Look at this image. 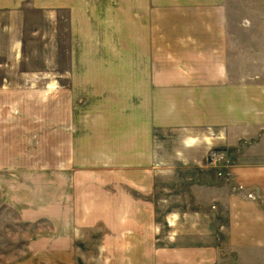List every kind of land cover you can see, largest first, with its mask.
Returning <instances> with one entry per match:
<instances>
[{
    "label": "crops",
    "instance_id": "0c3cea01",
    "mask_svg": "<svg viewBox=\"0 0 264 264\" xmlns=\"http://www.w3.org/2000/svg\"><path fill=\"white\" fill-rule=\"evenodd\" d=\"M31 11L43 17L67 12L74 37H83L82 43L88 45L89 60L121 62L119 69L98 73L88 69L87 74L119 77L118 118L104 122L95 116L73 118V126L87 127L80 139L73 137L70 143L63 137L76 136L77 127L69 129L68 121L65 127L63 119L58 122L62 140L57 154L62 160L57 195L62 204L64 197L75 195L71 189L77 188V157L84 172L95 170L97 163L103 168L115 163L123 180L92 182L91 188L97 189L92 195L102 199L97 205L103 207L91 209L94 201L85 194L88 198L80 201V213L94 216L77 219L118 221L121 227L129 220H149V215L155 219L153 206L164 196L161 190L174 189V196L179 191L184 204L199 206L201 216L204 208L212 211L214 199L215 229L190 228L189 236L214 246L221 254L218 261L224 264V254H231L232 264H264V0H0V44L7 46L9 60L22 57ZM78 73L73 70V77ZM161 110L166 114L161 115ZM161 140L181 143L175 145L173 156L163 158L166 149ZM167 151L170 154L172 149ZM176 151L184 159L177 160ZM213 151L224 152L222 164L211 163ZM66 154L70 158L65 163ZM191 156L197 160H190ZM204 161L206 166L197 169ZM172 162L186 164L184 175L178 173L173 182L163 183L156 167ZM193 171L204 179L194 178ZM132 173L151 176L147 181H130ZM15 184L10 181L8 188L14 190ZM15 195L9 191L6 203L25 205L15 202ZM97 213L104 215L96 218ZM102 232L104 252L137 256L147 251L151 264H160L154 231L123 225ZM141 236L150 242L146 248L138 245ZM169 251L183 253L180 260L192 264L186 256V252L193 255L191 247Z\"/></svg>",
    "mask_w": 264,
    "mask_h": 264
},
{
    "label": "rangeland",
    "instance_id": "374dc122",
    "mask_svg": "<svg viewBox=\"0 0 264 264\" xmlns=\"http://www.w3.org/2000/svg\"><path fill=\"white\" fill-rule=\"evenodd\" d=\"M69 20V14L65 11L49 13L46 17H43V13L31 11L25 23L27 27L23 34V54L18 61L9 60L7 46L0 44V264H151L153 260L147 251L138 253L137 256L103 251L106 231H102L110 227L116 230L123 228V225L140 232L145 229L155 232L154 244L160 250V264H189L188 259L185 262L180 260L183 253L169 251L185 247H191L194 251L193 255L186 252V256L192 259V264L194 261L195 264H222L217 260L221 254L214 250V246L210 248L211 245L189 236L190 228L196 231L215 229V217L211 214L216 206L214 199L212 211L207 209L209 207L204 208L201 216L199 206L184 204L179 191L175 197L174 189L161 190L164 196L161 195L160 198L159 195V204L153 206L155 219H151L149 215V220H129L127 223L122 222V227L118 221L105 223L97 219H77L94 216L80 213L83 205L80 201L83 203L88 198L85 194H89V198L94 201L89 205L91 209L103 207L97 205L102 199L92 195L97 192V189L91 188L92 182H115L124 177L115 163L107 168L97 163L96 169L89 170L90 172L79 170L78 157L75 171L77 188L71 189L75 195L69 196L67 200L64 197V204L58 198V167L62 160L60 157L59 162L57 154L62 127L59 120H64L65 127L68 121L69 129L77 127L76 136L65 134L63 137L64 142L70 143L73 137L80 139L79 134H83L87 127L86 124L73 126V118L95 116L104 122V118H118L121 110L119 77L87 75L88 69H95L97 73L119 69L121 62L89 60L88 45L82 43L83 37H74ZM73 70H78L79 76L73 77ZM104 82L107 83L105 87ZM110 82L111 85L108 84ZM163 114H166V110H161V115ZM179 143L181 142L178 140H161L160 144L166 149L161 157L173 156V149L175 145L178 148ZM167 148L172 149L170 154ZM69 151L71 153L70 148ZM175 156L177 160L183 158L182 152L176 151ZM66 158H70V155H65V163ZM191 159L197 160L196 156H191ZM206 164L207 161H204L203 166L200 164L196 167L200 170ZM170 167L172 171L169 172ZM183 167L186 164L172 162L163 163L156 168L160 170V181L167 183L173 182L178 173L182 177ZM207 169L205 167L206 171ZM190 175L200 181L201 178L204 179V175L201 176L196 171ZM150 176L149 173L140 176L132 173L128 175V180L147 181ZM71 178L70 172V180ZM10 181L16 183L14 190L8 188ZM111 190L114 192L118 189ZM9 191L15 192V202L23 201L25 205L14 203L10 207L6 203ZM149 199L151 200L150 197ZM145 208L151 209L150 206ZM206 212L209 214H205ZM23 215L35 216L37 219L24 220ZM103 215L97 213L96 218ZM186 233L188 234L185 236ZM149 243L147 236L138 237V245L146 248ZM25 245L32 247H24ZM224 255L227 257L224 264H232L231 254ZM110 256L112 261L109 260ZM25 257L27 260L24 262Z\"/></svg>",
    "mask_w": 264,
    "mask_h": 264
},
{
    "label": "built area",
    "instance_id": "2783aa9c",
    "mask_svg": "<svg viewBox=\"0 0 264 264\" xmlns=\"http://www.w3.org/2000/svg\"><path fill=\"white\" fill-rule=\"evenodd\" d=\"M225 154L222 151H213L210 155L211 163L220 165L225 161Z\"/></svg>",
    "mask_w": 264,
    "mask_h": 264
}]
</instances>
